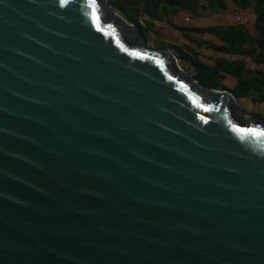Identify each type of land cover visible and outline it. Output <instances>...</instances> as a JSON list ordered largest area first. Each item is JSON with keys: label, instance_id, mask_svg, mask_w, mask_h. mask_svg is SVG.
<instances>
[{"label": "water", "instance_id": "obj_1", "mask_svg": "<svg viewBox=\"0 0 264 264\" xmlns=\"http://www.w3.org/2000/svg\"><path fill=\"white\" fill-rule=\"evenodd\" d=\"M0 264H264V118L108 0H0Z\"/></svg>", "mask_w": 264, "mask_h": 264}, {"label": "trees", "instance_id": "obj_2", "mask_svg": "<svg viewBox=\"0 0 264 264\" xmlns=\"http://www.w3.org/2000/svg\"><path fill=\"white\" fill-rule=\"evenodd\" d=\"M198 2L199 0H108L109 5L124 14L126 20L132 21L140 29L143 36L145 27L139 20V16L133 14L136 11L135 5L142 7V12L148 16V19L144 20V22L148 23L149 19L159 21L161 15L165 13L168 7H170L173 14L184 11L196 15V10L203 8ZM218 2L220 7L224 8L223 0H218ZM233 3L240 8L248 6V0H233ZM253 11L256 29L253 37L242 26L235 24L225 27L180 28L175 26V28L182 30L184 33L213 34L224 41V44L222 46L210 44V49L222 54L246 56L252 60L255 66L264 67V0H255ZM170 49L177 52V59L190 64L196 71L193 79L197 80L203 88H218L222 78L219 72H226L236 76L238 79L237 85L230 91L236 98L245 97L250 89H255L257 95L251 98L252 102L264 103V78L252 81L244 79V71H249L245 67L244 61L220 59L216 61L214 68L209 69L196 59L194 52L186 54L182 48L176 46H172Z\"/></svg>", "mask_w": 264, "mask_h": 264}, {"label": "crops", "instance_id": "obj_3", "mask_svg": "<svg viewBox=\"0 0 264 264\" xmlns=\"http://www.w3.org/2000/svg\"><path fill=\"white\" fill-rule=\"evenodd\" d=\"M224 8L220 7V4L217 0L218 4V12H212L213 10H210V4L208 6L199 3L200 6H203V8L196 10V15L188 13V12H178L179 14L184 15L183 21L185 22V18H189L190 27L186 28H208V27H225L228 25H232L233 22L230 20V16L232 14L230 13L231 10L236 9L240 12H246L249 14L250 11H252L249 14V24L246 26V28H243L250 36H254V33H256V29L254 26V4L255 0H248V6L246 8H240L237 5L233 3V0H230L228 2L227 0H223ZM195 35H201L203 42L199 43L193 40H190L192 43H194V46L190 44V47L192 49V53L194 52L196 54V59L201 62L204 66L207 68H214L216 61L220 59H225L227 61H235V60H241L245 62V67L249 71H244L243 78L249 81H252L254 79H263L264 78V67H257L252 63V60L249 57L246 56H236V55H229V54H222L219 52H216L212 49H210L211 45L216 46H222L224 44V41H222L220 38L216 37L213 34L210 33H204V34H196L191 33ZM210 52L212 53V58L210 59ZM191 54V53H190ZM186 63V62H185ZM190 65V64H189ZM180 66V65H179ZM196 71L194 70L193 75H195ZM222 75V78L220 79V86L216 88L215 90H225L230 92L234 87L237 85L238 79L236 76L226 73V72H219ZM231 93V92H230ZM232 94V93H231ZM257 95V92L255 89H250L248 94L245 97H238L236 98L238 104L239 101L242 103L244 102L250 111V115L253 116H260L261 112H258L259 110L264 111V103H253L251 98L255 97ZM257 104L258 110H252L255 105ZM240 105V104H239ZM242 108V107H241ZM243 109V108H242ZM244 110V109H243ZM260 114V115H259ZM260 118V117H259Z\"/></svg>", "mask_w": 264, "mask_h": 264}, {"label": "rangeland", "instance_id": "obj_4", "mask_svg": "<svg viewBox=\"0 0 264 264\" xmlns=\"http://www.w3.org/2000/svg\"><path fill=\"white\" fill-rule=\"evenodd\" d=\"M230 2V0H227ZM201 2V4H204L208 6L210 4V10H213L212 12H216L218 10V4L217 0H199L198 4ZM136 11L133 13L135 16H139V20L141 21L144 28V38H145V47L149 50H156L160 48H168L172 53L176 56L177 52L170 49L172 46L180 47L184 50L186 54L192 53V49L190 47V44L194 46V43H192L190 40L202 43L203 39L201 35H195L191 33H184L182 30H178L175 28V26L180 28H186L190 27V23H185L183 21L182 14H173L170 7H168L164 14L161 15L160 20H151L148 23H145L144 20L148 19V16L145 15L142 12V7L140 5H135ZM209 7V6H208ZM114 9V8H113ZM116 12L120 13L125 19L126 17L124 14H122L120 11L114 9ZM219 11V10H218ZM217 11V12H218ZM252 11L249 12V14ZM232 16H230V20L235 24L236 17L240 16L243 18L246 22L245 26L243 28H246V26L249 24V14L246 12H240L236 9H233L230 11ZM128 21V20H127ZM130 24H133L132 21H128ZM150 23V24H149ZM134 25V24H133ZM255 35V33H254ZM187 36V37H186ZM212 58V53L210 52V59ZM178 63L180 67L190 74L193 78L194 69L188 64L183 61H180L178 59ZM240 106L244 109L245 113L250 115V111L248 106L244 102L239 101ZM257 104L252 109L258 110ZM258 112H261V115L258 116L260 118H264V111L259 110Z\"/></svg>", "mask_w": 264, "mask_h": 264}, {"label": "built area", "instance_id": "obj_5", "mask_svg": "<svg viewBox=\"0 0 264 264\" xmlns=\"http://www.w3.org/2000/svg\"><path fill=\"white\" fill-rule=\"evenodd\" d=\"M190 19L189 18H185V22H189ZM246 22L243 18H241L240 16H237L236 17V22H235V25H239V26H245Z\"/></svg>", "mask_w": 264, "mask_h": 264}]
</instances>
